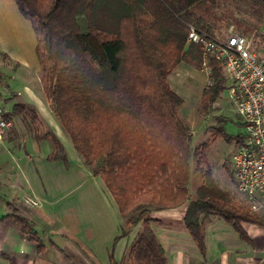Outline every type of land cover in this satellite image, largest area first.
Wrapping results in <instances>:
<instances>
[{"label":"trees","instance_id":"1","mask_svg":"<svg viewBox=\"0 0 264 264\" xmlns=\"http://www.w3.org/2000/svg\"><path fill=\"white\" fill-rule=\"evenodd\" d=\"M220 1L14 0L35 33L42 90L54 118L83 164L102 179L121 217L128 214L127 229L120 227L114 243L139 227L127 264H168L153 228L161 223L150 215L154 211L187 203L182 222L200 250L204 218L222 219L241 238L243 222L263 224V213L236 204L204 172L178 115L183 100L168 82L181 62L200 59V48L186 44L187 32L193 26L214 36ZM246 1L263 22L264 0ZM210 65L211 83L204 92L213 103L226 79L218 61ZM12 107L29 118L34 139L50 142L49 159L65 161L60 140L52 130L42 129L34 107L21 102ZM217 119L216 134L224 136V118ZM191 159L204 177L193 198L187 188ZM6 219L41 250L32 223L11 203L0 222ZM110 258L112 264H122Z\"/></svg>","mask_w":264,"mask_h":264},{"label":"crops","instance_id":"2","mask_svg":"<svg viewBox=\"0 0 264 264\" xmlns=\"http://www.w3.org/2000/svg\"><path fill=\"white\" fill-rule=\"evenodd\" d=\"M36 43L31 22L20 14L14 0H0V53L22 74L27 70L29 75H35L40 71ZM180 70L191 77L185 62L179 64L175 75ZM31 85L34 84L29 80L23 81L19 102L39 109L42 95ZM60 142L65 161L49 159L52 146L46 140L4 139L0 143V217L11 203L32 223L41 245L38 251L14 221L3 220L0 264H112L110 255L116 263L120 261L126 239L114 243L120 231L115 202L104 185L96 184L97 178L72 144ZM25 196L34 198L37 205H25ZM186 207L187 203H183L157 213L161 229L156 232L168 264H264V219L262 225L243 222L245 238H241L222 219L204 218L200 250L182 222ZM258 213L264 214V210Z\"/></svg>","mask_w":264,"mask_h":264},{"label":"rangeland","instance_id":"3","mask_svg":"<svg viewBox=\"0 0 264 264\" xmlns=\"http://www.w3.org/2000/svg\"><path fill=\"white\" fill-rule=\"evenodd\" d=\"M214 13L216 20L214 22L213 35L215 37L225 39L232 33L244 35L251 43V47L255 52L261 55L264 54V37L258 33L264 21H260L252 13L246 0H221L220 5L216 7ZM186 44L187 46L189 45L188 43ZM199 60L198 56L191 62H185L192 71V78H189V74L186 75L183 70H180L181 73L179 75H175V70H177L179 65L169 74L171 76L170 83L172 88L183 100L178 110V115L189 129L191 152L194 149H198L200 153L199 159L204 172L209 171L211 173L210 177L216 185L224 192L231 193L236 204H242L247 207L245 198L235 188L230 168V159L237 143L236 139L242 137L244 128L242 127V122L229 104L227 88L220 92L213 103H209L204 92L207 80L200 70ZM20 70L7 57L0 53V94L2 99L8 104L19 102L18 93L20 94L23 91V81L29 80L30 84H34L31 85L32 88H36L35 91L42 95V105L39 106V109L34 107L42 129L52 130L58 139L63 142V145H69L70 141L68 137L54 118L50 105L42 94L41 72L29 75L27 70H24V74ZM218 117L224 118L221 124L224 136L216 134ZM13 118L14 127L5 136V141H39L33 138L31 131L28 129L31 125L29 118L23 119L21 115L16 113H14ZM228 137L230 141L227 140ZM195 168L196 163L191 159L187 183L189 198L195 196L197 188L202 184L204 179L203 173L196 171ZM96 178V184L98 182L104 185L99 176ZM157 213H161V210L154 211L150 215L152 217L154 215L155 218L161 220V216H158ZM127 215L121 217L119 214L120 227L123 225L122 227H125V229H127V226H124ZM153 228L155 231L161 229V223L153 224ZM137 229H139L138 226L127 237L123 238L126 240L120 258L122 264H127L129 261V250Z\"/></svg>","mask_w":264,"mask_h":264},{"label":"built area","instance_id":"4","mask_svg":"<svg viewBox=\"0 0 264 264\" xmlns=\"http://www.w3.org/2000/svg\"><path fill=\"white\" fill-rule=\"evenodd\" d=\"M264 37V25L258 31ZM187 43L200 48V70L210 85V61H218L227 79L228 101L242 122L244 134L236 143L230 159L236 190L243 195L251 212L264 210V54L252 49L249 40L232 33L225 39L207 35L190 26ZM13 103L0 94V143L13 129ZM29 206L37 201L23 198Z\"/></svg>","mask_w":264,"mask_h":264}]
</instances>
